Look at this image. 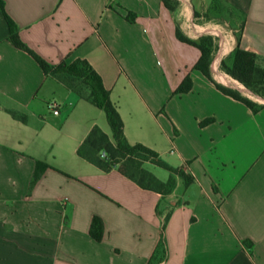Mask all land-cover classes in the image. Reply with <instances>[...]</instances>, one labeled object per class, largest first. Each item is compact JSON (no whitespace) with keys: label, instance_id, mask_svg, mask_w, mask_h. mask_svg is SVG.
Segmentation results:
<instances>
[{"label":"crops","instance_id":"1","mask_svg":"<svg viewBox=\"0 0 264 264\" xmlns=\"http://www.w3.org/2000/svg\"><path fill=\"white\" fill-rule=\"evenodd\" d=\"M3 1L22 43L51 67L87 61L127 141L194 182L175 176L164 196L80 157L94 128L113 140L106 113L80 80L44 72L16 47L0 12V264H264V108L253 113L217 85L264 99L220 69L238 46L232 32L213 81L194 70L200 50L177 37L214 35L218 26L203 20L215 0H175L176 13L162 0ZM223 2L245 15L239 46L264 67V0ZM187 77L192 90L175 94ZM37 162L48 169L33 184ZM95 217L100 242L90 235Z\"/></svg>","mask_w":264,"mask_h":264},{"label":"trees","instance_id":"2","mask_svg":"<svg viewBox=\"0 0 264 264\" xmlns=\"http://www.w3.org/2000/svg\"><path fill=\"white\" fill-rule=\"evenodd\" d=\"M162 2L170 11L176 13L178 8L177 1L162 0ZM223 6H227L223 0H215L211 12L220 15L223 12ZM229 8L232 12L241 15L242 20L240 23V33L236 36L238 46L228 58L221 61L220 69L255 96L264 99V67L262 62L255 53L243 50L239 46L241 32L246 21L245 15L233 7ZM0 12L9 26L10 40L16 47L28 52L39 63L44 72L54 75L63 74L80 80L90 91L87 99L106 113L108 123L112 130L113 140L100 128H94L78 150L80 157L104 172L117 169L142 189L157 192L164 196L170 194L174 189L176 184L175 176L182 178L187 186L194 182V178L191 175H187L182 169H174L169 166L156 151L142 144L131 145L127 141L124 134V123L118 108L111 102L109 92L105 89L101 77L87 61H78L71 65L63 62L58 66L51 67L21 42L18 35V28L8 16L3 0H0ZM195 15L196 17L198 16L197 13ZM205 16L208 18L209 15L206 14ZM128 18L131 20L130 16ZM177 37L180 41L200 50L201 57L194 67V70L201 72L209 80L213 81L211 65L219 49V39L211 35H205L198 40H192L186 37L180 29L177 30ZM192 88V80L190 77H187L175 94L188 93ZM217 88L224 94L244 104L253 113H258L264 108V105H260L243 96L238 90L225 88L220 85H217ZM10 114L14 119L25 122V117L15 112H10ZM212 122V119L206 120L201 123V126H206ZM147 163L167 170L172 174V177L167 182L160 181L145 167ZM46 169H48L46 164L37 162L33 184L42 177ZM168 218L169 215L166 217L165 223ZM90 235L94 240L98 242L102 241L104 224L100 218L95 217L93 219ZM245 245L251 251V243L245 242ZM163 246L164 242L162 240L159 249L161 250Z\"/></svg>","mask_w":264,"mask_h":264},{"label":"rangeland","instance_id":"3","mask_svg":"<svg viewBox=\"0 0 264 264\" xmlns=\"http://www.w3.org/2000/svg\"><path fill=\"white\" fill-rule=\"evenodd\" d=\"M241 20H242L241 15L232 12L228 6H223V12L220 15L213 12L208 16L207 19L203 20V22H207L209 26H218L216 29H218V34L220 36H217L216 34L212 35L211 33H209L208 35L217 37L219 39V44H220L221 39L224 40V36H228L229 34L232 33L235 36L239 35ZM77 87L82 89L81 84H77ZM147 166L148 164L145 165V167ZM148 169L156 177L162 180H165L170 175V172L155 165L150 166Z\"/></svg>","mask_w":264,"mask_h":264},{"label":"built area","instance_id":"4","mask_svg":"<svg viewBox=\"0 0 264 264\" xmlns=\"http://www.w3.org/2000/svg\"><path fill=\"white\" fill-rule=\"evenodd\" d=\"M214 34H216L217 36H220L218 34V31H215ZM224 45H225V41L223 39H221V42L219 44V49H218L219 50L218 51L219 54L217 56V59L220 56V54L222 53V51H224ZM48 108H49L50 111L53 112L54 115H56V116L60 115V107H59L58 104L51 102V103L48 104Z\"/></svg>","mask_w":264,"mask_h":264},{"label":"water","instance_id":"5","mask_svg":"<svg viewBox=\"0 0 264 264\" xmlns=\"http://www.w3.org/2000/svg\"><path fill=\"white\" fill-rule=\"evenodd\" d=\"M247 90V89H246ZM249 91V90H248Z\"/></svg>","mask_w":264,"mask_h":264}]
</instances>
